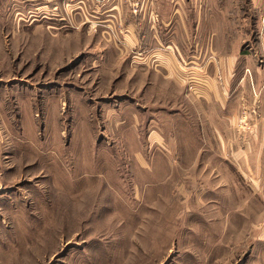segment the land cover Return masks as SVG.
Masks as SVG:
<instances>
[{"label": "rangeland", "instance_id": "374dc122", "mask_svg": "<svg viewBox=\"0 0 264 264\" xmlns=\"http://www.w3.org/2000/svg\"><path fill=\"white\" fill-rule=\"evenodd\" d=\"M0 125V264H264V0H0Z\"/></svg>", "mask_w": 264, "mask_h": 264}, {"label": "crops", "instance_id": "0c3cea01", "mask_svg": "<svg viewBox=\"0 0 264 264\" xmlns=\"http://www.w3.org/2000/svg\"><path fill=\"white\" fill-rule=\"evenodd\" d=\"M180 9L181 8H176L174 11L171 10L169 12V14L165 15V14H162L161 12V17L159 19V23L157 24L158 27H156V30L159 31L160 28L162 30V32H164V30L167 28V26L169 25V20L171 19L172 21L177 17H179L180 19H182V15H180ZM182 11V10H181ZM109 14V13H108ZM211 23H208V24H203L202 26H200L199 28L196 27H192V28H189L185 25V23H181V24H178V23H172V26L170 27L169 30H172V28H176L177 31L175 33V31H171L172 33H170V35L168 37H171L172 39V45H169V52L168 54H163V56L165 57H161V54L160 53H154V54H160V55H157V57H161L162 59H169V60H165L164 61V65H162V69L160 70H157L156 72L158 74H160V78L161 79H171L173 81H175L177 83V85H180V80L178 79V72L181 68H183V66L181 65L182 61L184 59V55H186L185 51L186 49L183 51V46H184V40L180 39V35H184L186 37L189 38V32L191 34H193L192 36V40L191 42L193 43L194 45V49H201V47H198L199 45L201 46H205L207 43H210L211 39H210V36H207L206 34L210 33V31L212 30H216V34L215 36H217L219 33H223V40L221 41V36L219 35L218 36V39L215 38V45H216V48L218 46V48L216 49V61L215 62H218L220 67H221V72H222V82H221V85L224 84L226 85L227 83V75L230 74V69L232 67V64L234 62V57H231L229 55L230 54H227V44H226V29L225 28H220V27H217V26H214L212 25L211 29H210V26ZM135 29L139 30L142 35L140 37V40L141 41H144L145 43L151 39L150 38V35H147V33L149 31H147V26H146V29L141 26L138 28H136V26L132 25V24H129L127 25V30L128 32H133ZM175 30V29H174ZM198 31V32H197ZM161 32V34H162ZM195 32L199 33V34H195ZM175 33V34H173ZM218 33V34H217ZM164 37H167L166 34H162V35H159L158 37H156L155 35V41L159 43H162V38ZM199 37H203V38H199ZM157 38V39H156ZM209 46H211V44H209ZM172 51V52H171ZM183 52H184V55H183ZM199 54V57L201 55L200 51L199 52H196ZM196 53L194 54H191L193 55L192 57H194L195 59L198 58V56L196 55ZM150 55H152L151 53L148 54V56L150 57ZM148 56H146L145 58H147ZM181 59V60H180ZM183 61H186V60H183ZM142 62V61H140ZM200 67V68H199ZM186 68H193V71L195 74H199L197 75V77H200L202 79H209L210 81V88H212V92H214V96L216 95V98H218L217 94H219V90H218V87L220 88L219 84H217V80L214 78V75L209 73V77H207L206 73L204 71H206V66L203 64V62L201 63L200 61L196 62L194 61V64L192 65H188L186 66ZM210 70L211 72L213 71V67H210ZM200 71L201 73L203 74H200ZM197 72V73H196ZM208 72V71H207ZM186 74H188V72H186ZM181 75V73H180ZM189 76V75H188ZM187 78V76H186ZM179 80V81H178ZM167 81V80H166ZM208 81V80H207ZM213 82H216V84L214 85ZM206 83V82H205ZM197 86L202 89V91L204 92L205 91V85L201 84V83H197ZM211 96V95H210ZM219 99V98H218ZM202 100V99H200ZM205 101H209L210 102V99L209 98H206ZM202 103V101H201ZM204 105H207V103H203ZM203 106V105H202ZM210 111V105H208V108L205 109V106H203V112H209ZM156 132V131H154ZM1 134H2V131H1V125H0V146H1V141H2V138H1ZM157 134V133H156Z\"/></svg>", "mask_w": 264, "mask_h": 264}]
</instances>
